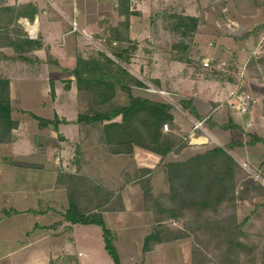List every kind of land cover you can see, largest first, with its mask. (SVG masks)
Listing matches in <instances>:
<instances>
[{
  "label": "crops",
  "instance_id": "1",
  "mask_svg": "<svg viewBox=\"0 0 264 264\" xmlns=\"http://www.w3.org/2000/svg\"><path fill=\"white\" fill-rule=\"evenodd\" d=\"M134 1L138 8L133 7ZM247 1L248 10L238 12L236 1L228 0L223 12L231 14L233 21L227 23L224 33L203 29L204 24L197 29L208 36L222 32L225 35L219 38L221 42L234 37L230 41L240 44L234 53L244 62L251 52L249 48L257 52L264 41V28L257 40L252 39L258 31L254 24L264 25V0ZM169 2L131 0L130 8L140 11L130 15L129 25V36L137 48L130 53L129 62L121 61L147 84L178 96L179 106L172 108L174 133L188 130L190 135H199L180 151L163 156L140 145H134L130 153L113 152L101 129L94 125L97 122L78 121L80 95L72 72L77 52L87 51L84 43L93 38L92 30L105 17L106 21L118 22L125 18L118 14V0H0V7L13 6L15 15L20 12L8 30L0 28V76L10 80L12 117L18 121L12 139L0 141V264H49L51 258L65 254L77 256L80 264H116L106 248L102 225L66 219L70 190L76 191L82 210L103 216L122 264H216L210 256L201 257L194 251L187 234L190 230L183 231L185 228L179 225L180 216L165 215L154 200L145 198L142 180L150 176L147 186L154 195L166 191L164 171L158 164L202 151L200 143L206 139L197 121L204 120L203 129L209 136L236 151V144L244 142L234 137L237 128L256 129L264 137V112L255 105L248 112H240L228 93L234 85L232 80L221 82L208 75L205 68L197 70L195 60L182 59L179 47L174 46L180 43L174 37L180 33L172 29L170 33L153 17L162 7L171 8ZM186 2L190 4L185 3L184 14L198 16L193 1ZM88 7L93 8L92 12ZM90 13L98 16L91 20ZM237 14L245 19L235 18ZM240 24L247 30L233 35L229 29ZM105 32L106 37L109 30ZM8 35L42 44L16 50L7 43ZM169 40L176 48L174 53L167 51ZM129 44L113 42L122 48ZM205 48L212 52L211 47ZM134 87V94L154 98ZM180 99L192 100L202 117L184 109ZM36 115L54 122L41 126ZM228 122L239 127L221 126ZM244 155L242 152L240 158L246 163L249 157ZM71 175L87 176L92 187H76ZM155 228L161 229V239L144 249L146 235ZM252 264L264 263L257 260Z\"/></svg>",
  "mask_w": 264,
  "mask_h": 264
},
{
  "label": "trees",
  "instance_id": "2",
  "mask_svg": "<svg viewBox=\"0 0 264 264\" xmlns=\"http://www.w3.org/2000/svg\"><path fill=\"white\" fill-rule=\"evenodd\" d=\"M130 3L131 0H118V14L125 15V18L120 20L117 25L107 26V30H109L106 36L108 48L116 58L102 49L94 53H87L78 49L76 65L72 68V72L76 76L79 95L86 92L89 94L90 101L86 109L80 110L78 121L99 122L102 125L103 139L113 152L130 153L134 150V145H140L164 156L173 150L180 151L185 144L178 141L176 134L167 133L163 130L165 122L174 121V113L172 112L174 104L161 98H150L133 92L134 85H147L122 63L129 62L130 53L137 48L129 36V25L130 15L139 14L140 11L132 10ZM15 11L16 8L13 6L0 7L1 29L8 30L12 21L18 19L20 12L15 15ZM169 16L173 21L171 29L182 35L193 34L198 29V16L181 13H171ZM30 17H34V12L31 13ZM259 27H263V25H259ZM8 36H5L7 43H11L16 50H23L30 45L40 46L42 44L40 41L31 40L28 37ZM114 41L119 43L129 41L130 44L126 48L119 47V45L115 47ZM174 46L185 48L186 44L180 42ZM186 61L190 62L192 59L186 58ZM212 65L213 63L208 67L203 65L202 68L207 71ZM229 79L233 80L232 77ZM118 88L128 92L129 99L126 102L115 101ZM179 102L184 109L194 116L202 117L197 112L192 100L180 99ZM37 118L41 126L54 122V119L50 118L41 116H37ZM17 125L18 121L12 117L10 80L0 76V141L12 139V129ZM221 126L239 127L234 122L223 123ZM257 141L264 144V137L252 133L248 142L253 144ZM238 143L244 144L245 142L239 141ZM228 147L230 148V146L211 145L185 159L170 160L165 163L171 184L169 202L175 204L171 206L168 216H179L180 209L188 206L196 207L197 211L216 208L221 202L234 197L236 175L241 165L228 150ZM149 179L150 176L142 180L145 186V198L154 200L153 202L158 205L161 212L168 210L162 203L160 204V200L147 186ZM71 181L76 187H92L87 176L71 175ZM76 195V191H69V207L64 213L66 219L73 223L96 222L102 225L108 252L116 264H122L113 241L112 232L107 227L103 216L100 213L82 210ZM220 226L224 229L227 238L228 251L234 246L244 245V242L236 236V234L241 233V223H237L234 227H228L225 224ZM160 232L161 229L155 228L146 235L144 249H149L155 241L161 239ZM49 264L80 263L77 256L65 254L51 258Z\"/></svg>",
  "mask_w": 264,
  "mask_h": 264
},
{
  "label": "rangeland",
  "instance_id": "3",
  "mask_svg": "<svg viewBox=\"0 0 264 264\" xmlns=\"http://www.w3.org/2000/svg\"><path fill=\"white\" fill-rule=\"evenodd\" d=\"M186 1L187 0H170L168 6L171 8L164 9V7H162V11L154 13L153 17L156 24L159 23L160 25L166 26L170 30L173 21L170 19L169 15L171 13L184 14L186 11V5L190 4ZM192 1L195 4V8L198 13L199 24H204L202 26L203 29H215L224 33L225 28H228L227 23L233 21L231 14L227 15L223 12V7L227 5L228 0ZM235 1L237 4L236 11L242 12L244 10H248L249 4L247 0ZM132 3L133 7L138 8L135 1ZM210 6H214L212 7L214 9L209 8ZM88 9L92 12L93 8L88 7ZM208 10L211 11L208 12ZM92 14H89V19H96L98 15ZM241 16L245 19V16L242 14L234 15L235 18L242 19ZM103 20L100 22L101 24L98 23V27H94L92 30L91 33L93 38L84 43V47L88 46L87 49L85 48L87 53H94L99 49L105 50L109 53V51H107V49H109V45L107 44V39L104 36L107 34L105 30L107 29V26L116 25L118 21L116 19L114 21L113 19H108V21H106V17ZM255 26H257L256 30L258 31L255 32V37H252V39L254 38L257 40L256 38H259L260 31H262L264 25L263 27H259V25L254 24V27ZM247 28L248 27L245 25H241V27L236 25L233 29L231 28L229 30L233 33V35L234 33L236 35H240L245 32ZM222 32L221 34L212 33L209 36L203 32H197V30L193 34H176L174 36L176 40L186 44L185 48H177V51L179 54H183L185 60L186 58L195 60L197 63L195 64V67L197 70H202L203 57L211 56L214 63L212 67L208 68L206 71L207 74L221 82L226 80L228 81L230 77L233 78V84H239L242 82L244 88H246L247 91L254 97L253 106L255 105V107L260 108V110L264 112V41L260 44L257 52H253L251 50L253 48H249L251 52L244 62L241 59L239 60V56L235 54L236 52L234 53V50L238 49V45L240 46V44H237L235 41H230L234 39V37H231L229 41H224L222 39L223 42H221L219 38L225 35L222 34ZM195 38H199V41L196 40V42L194 40ZM170 40L173 41L172 39ZM170 40L167 51L174 53L176 52V48L173 46L171 47ZM206 45L211 47L212 52L206 51ZM221 59L226 60V64L221 65L219 63ZM241 74H243V76ZM146 85L147 86H143L145 88L139 89L136 86L134 88L141 93L148 95L151 94L152 97L161 98L165 101H171L174 106H179L177 102L179 100L177 98L178 96L174 95L173 92L165 90V92L161 93L159 92L161 88H157L147 83ZM128 99V92L124 89L118 88L115 101L123 103ZM88 103L90 104L89 94L83 92L82 95L80 94L81 109H86ZM190 120L192 122V119ZM168 123L169 129L163 130L167 133H174L172 128H174L176 124L174 121H169ZM201 124L202 125L197 128L200 127V131L205 133L203 139H206L205 143H200V145L204 146L202 150L210 146L208 143L211 145L229 146V144H220V142L214 137L209 136L203 129L204 122ZM94 125H96L99 130L102 129V125L99 122ZM236 132L237 133L234 137H236L237 140H244L245 143L239 144L236 142V145L238 146L236 147V151L233 150V148L228 147V150L235 156L241 165L236 175V189L234 197L221 202L216 208H208L203 211H197L194 206H188L180 209L178 212L180 216L179 225L185 228L183 231L190 230L187 234H189L192 238L194 251H196V253L201 257L210 256L216 264H252L257 260H262L264 263V144L261 141H257L255 144H250L248 142L252 133L257 134L256 129H251L249 127L237 128ZM174 134L178 136V141L183 142L185 146L188 145L190 139L193 140V137L197 138L199 136L197 133L190 135L191 131L188 130H182L181 132ZM194 141H196V139H194ZM204 144H206V146ZM242 152L246 154L244 155L245 157H249V160H245L246 163L243 162L242 158H240ZM184 155H187V153ZM158 165L164 171V176L166 178V191H159L155 197L160 200V204L162 203L165 209H168L164 212L162 211V213L169 215L171 206L175 205L174 202H169L171 184L168 179L165 162ZM156 168L157 167H153L154 170ZM237 223H241V233L236 234V236L244 242V245L234 246L228 251V243L226 241L227 238L224 234V229L220 225L225 224L228 227H234Z\"/></svg>",
  "mask_w": 264,
  "mask_h": 264
},
{
  "label": "built area",
  "instance_id": "4",
  "mask_svg": "<svg viewBox=\"0 0 264 264\" xmlns=\"http://www.w3.org/2000/svg\"><path fill=\"white\" fill-rule=\"evenodd\" d=\"M203 65L204 66H210L212 63H214L213 58L211 56H206L203 58L202 60ZM221 65L226 64V60L221 59L219 62ZM243 76V74H241ZM159 92L163 93L165 92V90H159ZM229 96L234 98V104L235 106L239 109L240 112L245 113L250 111V109L253 106V102H254V97L252 96V94L250 92L247 91L246 88H244L243 83H239V84H234L232 87H230L229 89ZM204 121V120H203ZM198 121L196 123V126H200L202 125L201 123L203 122ZM164 130H168L169 129V123L165 122L163 125Z\"/></svg>",
  "mask_w": 264,
  "mask_h": 264
}]
</instances>
